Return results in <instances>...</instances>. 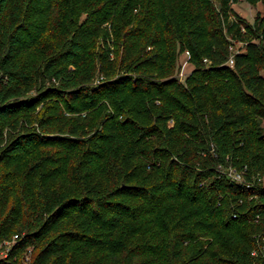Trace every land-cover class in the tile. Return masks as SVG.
I'll return each instance as SVG.
<instances>
[{
  "label": "trees",
  "instance_id": "obj_1",
  "mask_svg": "<svg viewBox=\"0 0 264 264\" xmlns=\"http://www.w3.org/2000/svg\"><path fill=\"white\" fill-rule=\"evenodd\" d=\"M237 1L0 0V264H264V13Z\"/></svg>",
  "mask_w": 264,
  "mask_h": 264
},
{
  "label": "rangeland",
  "instance_id": "obj_2",
  "mask_svg": "<svg viewBox=\"0 0 264 264\" xmlns=\"http://www.w3.org/2000/svg\"><path fill=\"white\" fill-rule=\"evenodd\" d=\"M234 10L241 15L242 17L246 18L248 21H253L254 17L258 12L264 13V5L262 3H258L257 6L250 5L246 0H238L233 4ZM236 48L239 47V43L235 45ZM181 66L179 70V77L183 79L190 71L192 70V65L188 61V54L185 53L181 57ZM264 74V72H263ZM264 182V178H263ZM6 252L2 251L1 255L5 256ZM30 257V255H28ZM29 259H27L28 261Z\"/></svg>",
  "mask_w": 264,
  "mask_h": 264
},
{
  "label": "built area",
  "instance_id": "obj_3",
  "mask_svg": "<svg viewBox=\"0 0 264 264\" xmlns=\"http://www.w3.org/2000/svg\"><path fill=\"white\" fill-rule=\"evenodd\" d=\"M233 63H234V59L231 58V59H230V64H233ZM232 175H233V177H234L235 179H241V175H240L239 173H233Z\"/></svg>",
  "mask_w": 264,
  "mask_h": 264
}]
</instances>
